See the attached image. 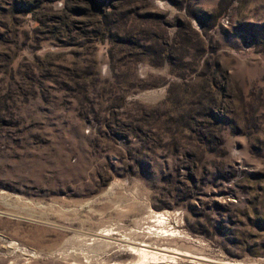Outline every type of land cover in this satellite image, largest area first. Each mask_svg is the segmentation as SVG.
<instances>
[{
	"label": "rangeland",
	"instance_id": "obj_1",
	"mask_svg": "<svg viewBox=\"0 0 264 264\" xmlns=\"http://www.w3.org/2000/svg\"><path fill=\"white\" fill-rule=\"evenodd\" d=\"M0 264H264V0H0Z\"/></svg>",
	"mask_w": 264,
	"mask_h": 264
},
{
	"label": "bare ground",
	"instance_id": "obj_2",
	"mask_svg": "<svg viewBox=\"0 0 264 264\" xmlns=\"http://www.w3.org/2000/svg\"><path fill=\"white\" fill-rule=\"evenodd\" d=\"M141 247L140 248H131L132 249V251L134 250L137 254H138V256H146L147 254L149 255V256H151V255H153V256H155L154 254H158V255H160L161 257L163 256H166V250H164V249H159V251H156V250H153V249H151L147 244H143V245H140ZM158 250V249H157ZM163 251V252H162ZM142 257H140L141 259H143ZM152 258V257H151ZM156 258V257H155ZM141 259H139V260H141ZM143 261V260H142ZM142 263V262H141Z\"/></svg>",
	"mask_w": 264,
	"mask_h": 264
}]
</instances>
